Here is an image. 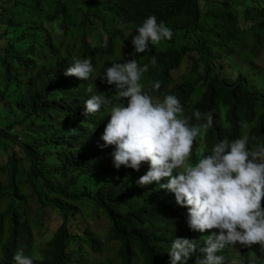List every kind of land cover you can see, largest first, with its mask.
<instances>
[{
    "label": "trees",
    "instance_id": "1",
    "mask_svg": "<svg viewBox=\"0 0 264 264\" xmlns=\"http://www.w3.org/2000/svg\"><path fill=\"white\" fill-rule=\"evenodd\" d=\"M150 15L173 37L133 57L132 35ZM263 55L264 0H0V154L9 157L0 164V264H15L18 251L35 264H81L71 253L77 244L81 251L101 245L89 229L72 234L73 218L85 210L106 219V242L119 264H170L175 238L196 241L188 264L203 258L205 240L188 227L187 207L156 182L137 184L149 164L114 167V146L101 139L112 104L85 115V102L92 94L119 102L115 85L101 78L113 63L148 64L142 79L154 99L175 95L192 124L200 123L194 110L213 116L194 143L195 163L225 137L264 142ZM74 59L93 64L84 87L64 74ZM185 60L188 71L174 79ZM48 210L62 223L36 252L32 231ZM253 253L264 264L259 245L242 246L237 257L248 264ZM217 255L228 264V249Z\"/></svg>",
    "mask_w": 264,
    "mask_h": 264
},
{
    "label": "clouds",
    "instance_id": "2",
    "mask_svg": "<svg viewBox=\"0 0 264 264\" xmlns=\"http://www.w3.org/2000/svg\"><path fill=\"white\" fill-rule=\"evenodd\" d=\"M127 35L131 36V32L126 31ZM172 37V30L150 15L132 35V55L144 53L150 50L149 45L156 46ZM119 54L122 56V50ZM150 63L156 65L155 56ZM148 70V64L141 66L134 58L113 63L101 78L115 85L119 102L113 104L100 94L90 95L85 102V115H95L103 105L112 104L101 139L104 146H114V167L138 171L143 163H148V171L137 184L156 182L174 193L176 202L188 209L187 224L191 230H212L201 249L205 255L197 257L195 264H225V257L217 253L237 246L241 252L242 246L259 245L264 254V142L253 143L256 138L247 135L231 140L225 137L213 145L210 154L192 163L194 143L213 126V116L194 110L193 116L200 123L192 124L193 117L183 115V105L175 95L154 99L142 79ZM93 72L90 59H74L64 74L75 76L84 87ZM160 86L156 81L152 89L158 91ZM86 91L93 90L89 87ZM163 179L167 182L161 183ZM195 251L196 241L175 238L169 250L170 264H188ZM13 259L15 264H35L34 258L22 251ZM248 264H256V253Z\"/></svg>",
    "mask_w": 264,
    "mask_h": 264
},
{
    "label": "rangeland",
    "instance_id": "3",
    "mask_svg": "<svg viewBox=\"0 0 264 264\" xmlns=\"http://www.w3.org/2000/svg\"><path fill=\"white\" fill-rule=\"evenodd\" d=\"M52 34H54L55 40L60 41L63 39V35H60L58 31L52 28ZM229 65V64H226ZM233 65V64H232ZM261 66L264 68V55L261 62ZM190 67V64L185 60L180 68L173 72V77L176 80H179V77L185 74ZM228 70L227 72H230ZM23 157V154H20ZM8 156L0 154V164L8 161ZM26 194H29V191L25 190ZM73 228L72 234L74 236H87L86 231L89 229L92 231V235L96 236L100 242V247L94 249L92 244H84L83 251H81L79 244L71 250L73 257L77 259L81 264H119V260L110 253L109 245L113 248L112 243L109 244L106 242V231H107V221L102 215H94L90 211L85 210V215L81 214L76 215V218H73ZM62 223V217L55 211L48 210L41 219V226L33 229L32 233L34 236V246L36 247V252L39 248L43 247L57 232ZM212 230H206L205 232H196V234L202 239H206L208 235L211 234ZM240 246L229 250V259L228 264H231L233 260L237 261V264H244L245 257H237V254L240 252ZM86 255V258L83 260V256ZM133 264H140L138 259L135 258Z\"/></svg>",
    "mask_w": 264,
    "mask_h": 264
}]
</instances>
